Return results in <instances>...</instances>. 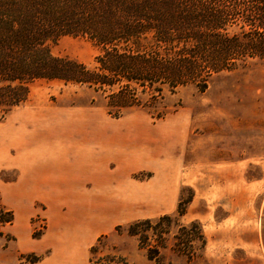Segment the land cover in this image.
Listing matches in <instances>:
<instances>
[{
	"label": "rangeland",
	"instance_id": "374dc122",
	"mask_svg": "<svg viewBox=\"0 0 264 264\" xmlns=\"http://www.w3.org/2000/svg\"><path fill=\"white\" fill-rule=\"evenodd\" d=\"M52 51L94 66L100 49L63 37ZM167 104L176 111L162 120L143 110L115 119L84 87L34 83L27 104L0 121V264H155L118 227L173 215L191 191L181 223L199 220L206 248L192 262L167 250L165 263L264 264V61L217 75L204 93L182 88ZM49 145L84 163L62 169L49 200L15 205L24 176H45L17 160Z\"/></svg>",
	"mask_w": 264,
	"mask_h": 264
},
{
	"label": "trees",
	"instance_id": "16d2710c",
	"mask_svg": "<svg viewBox=\"0 0 264 264\" xmlns=\"http://www.w3.org/2000/svg\"><path fill=\"white\" fill-rule=\"evenodd\" d=\"M234 25L252 26L250 34L231 32ZM63 37L98 47L94 66L54 55ZM253 58L264 61V0H0V121L41 80L84 87L115 119L143 110L162 120L176 111L169 96L190 86L204 93L217 75ZM193 197L180 196L173 215L118 230L155 264H166L167 250L192 262L206 248L200 221L181 223Z\"/></svg>",
	"mask_w": 264,
	"mask_h": 264
},
{
	"label": "crops",
	"instance_id": "0c3cea01",
	"mask_svg": "<svg viewBox=\"0 0 264 264\" xmlns=\"http://www.w3.org/2000/svg\"><path fill=\"white\" fill-rule=\"evenodd\" d=\"M44 139L49 137V135L43 136ZM71 148L70 144L67 145V148ZM60 148V149H59ZM48 149V150H47ZM59 149V150H57ZM75 151V149H73ZM68 151V150H67ZM64 150L62 153V145L60 146H50L49 148L41 147L39 151L35 153V155H25L19 158L17 161L20 163H24V165H28L32 169L36 166L37 168H41L45 172V176L37 179H29L28 177L24 176V179L21 183L16 185L13 193V199L15 200V205L22 206L24 205L25 208L29 207L33 198H43L48 199L52 196L50 189H54L55 185L59 186V189H62V180H64V175H62V169H66L67 166H76L77 164L84 163V158L81 153L80 155L75 153L73 157L75 158L76 164L71 165L70 161L68 160L69 152ZM86 159V158H85ZM89 161V160H87ZM92 162V161H91ZM90 163L87 162V164ZM82 166V165H81ZM86 168L91 169L92 167L88 166ZM93 176H91L92 178ZM64 182V181H63ZM43 183L47 185H43ZM52 185H54L52 187ZM48 187V188H47ZM50 188V189H49ZM59 200H62V191L59 192ZM61 236V235H60Z\"/></svg>",
	"mask_w": 264,
	"mask_h": 264
}]
</instances>
